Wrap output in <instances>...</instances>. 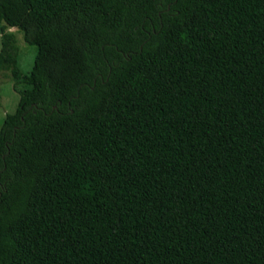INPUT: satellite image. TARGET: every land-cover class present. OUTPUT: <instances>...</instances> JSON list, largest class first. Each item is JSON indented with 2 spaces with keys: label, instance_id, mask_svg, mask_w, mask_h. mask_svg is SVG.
<instances>
[{
  "label": "trees",
  "instance_id": "1",
  "mask_svg": "<svg viewBox=\"0 0 264 264\" xmlns=\"http://www.w3.org/2000/svg\"><path fill=\"white\" fill-rule=\"evenodd\" d=\"M0 20V264H264V0H0Z\"/></svg>",
  "mask_w": 264,
  "mask_h": 264
},
{
  "label": "rangeland",
  "instance_id": "2",
  "mask_svg": "<svg viewBox=\"0 0 264 264\" xmlns=\"http://www.w3.org/2000/svg\"><path fill=\"white\" fill-rule=\"evenodd\" d=\"M3 20H0V27L4 26ZM14 33L16 44L19 50V67L23 71H29L32 67L35 48L24 39V33L17 28H7ZM1 49V35H0ZM19 95L13 90L12 81L7 71H0V126L7 113H13L16 109Z\"/></svg>",
  "mask_w": 264,
  "mask_h": 264
}]
</instances>
